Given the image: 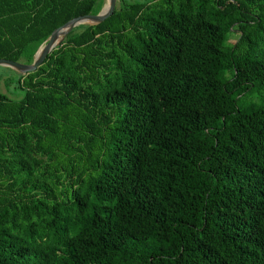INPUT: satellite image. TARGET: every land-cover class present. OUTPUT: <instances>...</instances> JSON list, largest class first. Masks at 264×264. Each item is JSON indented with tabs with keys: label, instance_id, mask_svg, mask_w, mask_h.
I'll use <instances>...</instances> for the list:
<instances>
[{
	"label": "trees",
	"instance_id": "1",
	"mask_svg": "<svg viewBox=\"0 0 264 264\" xmlns=\"http://www.w3.org/2000/svg\"><path fill=\"white\" fill-rule=\"evenodd\" d=\"M105 2L0 0V58ZM19 84L0 264H264V0H121Z\"/></svg>",
	"mask_w": 264,
	"mask_h": 264
},
{
	"label": "water",
	"instance_id": "2",
	"mask_svg": "<svg viewBox=\"0 0 264 264\" xmlns=\"http://www.w3.org/2000/svg\"><path fill=\"white\" fill-rule=\"evenodd\" d=\"M117 5L118 0H106L104 6L97 14L74 17L56 28L49 38L39 47L33 62L25 63L8 58H0V65L11 66L22 75L36 71L44 63L49 54L65 41L72 29L82 24L98 25L104 22L111 16Z\"/></svg>",
	"mask_w": 264,
	"mask_h": 264
},
{
	"label": "rangeland",
	"instance_id": "3",
	"mask_svg": "<svg viewBox=\"0 0 264 264\" xmlns=\"http://www.w3.org/2000/svg\"><path fill=\"white\" fill-rule=\"evenodd\" d=\"M131 1V0H130ZM121 0H118V4ZM238 32L235 30L230 38V42H234L237 38ZM21 74L11 66L0 65V89L3 93L12 99H22L25 96L26 90L19 84V77ZM250 102H260L258 98H248Z\"/></svg>",
	"mask_w": 264,
	"mask_h": 264
}]
</instances>
